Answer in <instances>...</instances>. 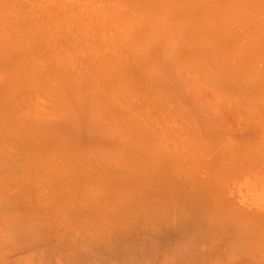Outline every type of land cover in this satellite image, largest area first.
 Listing matches in <instances>:
<instances>
[{
    "label": "rangeland",
    "instance_id": "1",
    "mask_svg": "<svg viewBox=\"0 0 264 264\" xmlns=\"http://www.w3.org/2000/svg\"><path fill=\"white\" fill-rule=\"evenodd\" d=\"M218 1L217 0H0V127L2 126L1 128L3 129L6 126L11 127L10 129H12L13 131L14 128L22 129L20 125L21 126L24 125L23 127L26 130L24 124L26 123L25 116L27 114H30L29 112L30 108L25 106L28 105L29 101H30V106H32L31 109L32 115L30 114V117L32 116L34 119L32 120L35 122L43 117L44 118L50 117L54 119L59 118L60 120H62L63 118V120H66V122L68 121L66 124L68 125L71 124L75 128L76 125L78 124H79L78 126H80L81 124L83 125V123H86L84 125H87L90 121H92L93 123L95 122L99 124L98 128H93L92 125V129H94L95 131L98 130L100 131V133L108 134L111 136L113 135L112 139L114 140L118 138H119L118 140H120L123 138L124 142H130L129 146H131L130 144L132 142V146H131L132 150H130L131 148L129 147L130 148L129 149L128 144L125 143L126 151L123 150L125 147L124 144H123L124 147L121 148V146H123L121 145L122 144L121 141L116 142L114 144L113 143L110 144L111 151L115 150L114 148L115 145L118 146V149L121 148L123 151H125L123 152L121 151V149L119 151L117 150L119 153L120 151L121 153L122 152L124 153V154L122 153V155L120 153V155L124 160H126L127 163L126 162L119 163V165L121 166L124 164V166H122L123 168L125 167V164L128 163L130 168L132 169L136 164L139 166V164L141 163L140 165H142L143 163L142 161H144V159L146 158L144 154L149 152L147 153V155L150 154L152 158L150 157L148 159V156L150 155L148 156L146 155L147 158L145 160L146 163L147 161L149 162L146 165L148 164L149 165L148 166L142 165V168L140 167L137 170L135 169L136 170L135 173L133 171V173L136 175V172L138 174L140 169H143L144 173L147 170V173L149 172L148 174H150L148 175L146 173V175H148V178L150 176L149 179L147 178V176L145 177V180L148 179L147 180L148 184L149 181L150 183L151 180L153 181V179H151L154 178L152 177V175L154 174L157 176L156 172L159 171L158 173H160L161 169L165 167L161 163V166L163 167H161V169L160 167H158L159 169L158 170L156 169L157 163H154L155 167H152V169L155 168L154 170H157L155 171L156 174L154 172L153 174L152 172H150L152 169H150L151 167L149 166H154L153 165L154 160L152 161L153 155H155L157 158V154L153 153L152 155L151 152L155 149L154 147L158 146V148L156 149H161L165 152L169 151L170 153L166 152V154L163 152L164 156L165 155L169 156L167 153L173 155L174 164L176 166L178 165L177 169L179 167L180 168L178 169V171H175L174 169L176 167L171 166V168L173 167L172 170L171 168H169L170 170H168V167H165L166 171L164 170V173L166 172L167 174H169L170 177L165 176L166 173L164 175V173H162L163 172L162 169L161 171L162 175L159 174L161 178L158 175L157 178H159V180L157 178H154V181L157 182H152V183L153 184L157 183L159 187L162 185V182H164L160 180H164L165 177L167 179L169 177L167 183H173L179 177L177 176V174H179V171H182L183 169L185 170L187 174L184 173L183 170L180 175L183 178L186 176L187 177L181 179L182 181L181 180L179 181L181 182V184H183L182 186L186 185L189 187L187 188L185 186L186 187L185 190L190 189L189 191L187 190L188 192L186 191L187 193L191 194L193 190H196V192L194 191L195 193L194 192L192 193L193 195L191 194L190 197L188 195L187 196L189 199H193L190 200V202L195 201V199H196L195 202L198 201L197 205H199V209L203 207L201 211L199 210L203 214V216L201 214L199 216L195 215L197 216V218L192 217V219L194 220V222L193 223L191 222L192 224H190L192 227L195 228L197 226L198 229L200 220L197 223L196 219H200L207 216L212 217L213 215H211V213L215 211V213L217 212L215 218L220 220L216 222H215L216 219L213 220L215 222V225L218 224L217 226L220 225L222 226V224H224L223 227H226L225 224L226 225L228 224L227 225L228 229H232V226H234L235 227L234 231L238 229V233H239L238 235H236L237 237H235V234L234 235L231 234V236L225 237L226 231L221 232L220 230L221 233L219 232V237L223 238L222 242L232 243L233 241L237 240L243 243L245 242L251 244V242H254L256 239H257L256 241L258 242V239L264 236L263 235L264 234V41L262 39L264 38V0H221V2ZM150 27L151 29L153 28L154 33L152 30H149ZM261 28L263 29L261 30ZM154 29L157 30L162 29V30H160L161 31L160 32L159 30L156 31ZM147 32L149 34L151 32V35L146 36L145 33ZM201 32L204 33L202 34ZM162 33H164L163 34L164 36L163 35L161 36ZM154 36L155 37L157 36L158 38L156 37L157 38L156 39ZM257 37H259L258 40L256 39V41H254L255 38ZM89 90L91 91V95ZM88 94L90 96H88ZM29 96L30 99L32 100L28 99ZM18 111L22 112L21 113L22 117L20 115H18V117L16 116V113L18 114ZM12 114H14V116ZM42 114L45 116H43ZM9 115H12L13 118L16 117L17 118L14 120L12 116H10L12 118V121H14L13 124L11 122V119L10 120L7 119L5 121H8L12 125L10 126V124L8 125V123H6V125L4 126L5 123H2V120L5 118L4 116L8 117ZM21 118H24L23 125L22 123H18L16 125L17 122L22 121ZM90 118L91 120H89ZM28 119L30 120V118L27 117V121ZM39 121L43 122L42 119H40ZM28 122L30 123V121ZM35 122H31V124H33L31 125V127H33L31 128L32 131L33 132L36 131L38 132V134H40V132H45V130L42 131V129L38 131L39 128L36 129L38 126L34 125ZM29 123H26V126H28ZM34 128L36 129L35 131ZM5 129L8 130L7 128ZM20 129H18L19 132H22ZM70 129L62 130L63 131L62 133L70 134L69 133ZM72 129L71 131L73 132ZM18 130L15 131L17 132ZM15 131L12 133L15 134ZM72 132L68 137L70 138L72 137L73 139L68 138L69 141L67 140L66 143H62V144L57 143L59 147H57L58 145L55 143L54 147H56L57 149L60 148V150L62 151L64 150L63 152L70 150L68 154H71L72 151L70 149V146L71 148H74L75 147L74 144H76L77 147H79L80 146L79 144H81L76 141L77 134ZM3 133L4 132H2L1 135ZM22 133L23 135L20 136L23 138V136L27 133L24 131ZM59 133L61 134V131H59ZM9 134L12 135L10 132ZM55 134L57 135V133ZM17 135L19 134H15V136L13 135L9 139L8 135L7 138H5L6 136L4 133L5 136L4 138L8 142L5 143V145H7L10 150L13 148L11 147L10 142L11 141L14 142L15 140H20V137L17 139H13L14 137H17ZM27 135L30 136V134ZM2 137L3 136H0V139H2L0 141V149H1L0 152L2 151L0 153L1 156L0 159H4V160L2 161L0 160V161L1 163L3 162L7 163L8 161L9 164L0 163V167L3 169L5 168L4 170L10 173L14 164L13 162L18 160L20 161V159L23 157H24L23 159H26L29 154L31 155V153L29 152H31L32 149L29 148V145H24L27 146L29 149H27V147L26 148L22 147L23 145L20 144L24 142L22 143L20 142V144L18 143L20 145V146L18 145L19 146L18 147L16 146L17 143L15 142V145L12 146H16V149L13 148V150L10 151L7 148V146L4 145L3 142L5 141H3L4 138ZM21 141L24 140L21 139ZM69 142L71 144L73 143V145H71ZM118 143L120 146L117 145ZM63 144L64 146H62ZM45 146L43 148L39 146L40 151L39 149H37L38 148L37 147L36 153L33 151L34 149L32 150V153H34V155L32 154L33 157L30 156L29 158L32 157L34 160L31 159V161L33 160L32 163L28 161L30 163L29 165L27 162L25 164H22L24 162L23 159L21 161L22 163L16 162L20 165L27 164L26 166L28 167L30 166L31 169H29L26 166H20L19 168L14 167L13 169H18L19 172L13 170L12 172L13 175L12 173L9 174L8 175L9 178L6 176V174L8 173L3 169L2 170L0 169V176H2L0 177V179L5 178V180H7V181L0 180V182L2 181L0 183V190L1 189L3 190L1 191L2 193H0L2 194V196H0V200L2 199L1 201L2 202L4 201V203L0 202V205L1 204L3 206L9 205L12 207L15 205L19 207L22 206L20 204H24L30 201L29 202L30 204L26 203V205H23L24 208H26L27 206L28 209V206L32 205L34 199L35 201L37 198L40 199L38 195L41 194L40 202L43 201L42 203L44 205L42 203L39 204L40 202L37 200L38 202L34 201L35 203H33V206L37 207L36 206L37 204L41 205L40 208L37 207L38 211L40 212L42 210H45L46 212L49 213L51 211L53 212V213L51 212L50 214L49 213L43 214L44 212L42 211L41 213V215L43 214V218H45L46 224L49 221L48 227H50L49 228L50 232L56 233V231L58 230L57 232L60 233L63 232V234L66 232V234L64 235H70L76 231L75 228L77 229V231H79L78 229L81 227L80 230H82L83 226H86L84 227L85 229H89L91 226L92 227L96 225L99 226L100 224H97L99 221L101 222L102 220L105 221L107 217L108 219L114 218V216L112 215L117 214V211L115 210H118L119 209L118 207L121 208L123 207L121 204H118L117 200H120L121 203L125 201L124 202L125 204L123 203L125 206L132 204L133 202V205H135L136 207V203H139V205H137V207L135 208L136 210L138 209L137 210L138 212L147 209L143 205L146 204L148 205L149 203L151 204L152 201L154 200L156 202L154 201L153 203L154 204L157 203L156 204L157 206H159L160 203H162V205L163 203L164 204L166 203L163 206L166 205L168 206L171 204L174 205L175 202L176 203L178 202L177 205L175 203L174 209L171 208V210L177 211L179 208V211L181 210L180 211L181 213L182 211L186 213L185 209H183L184 207L181 208L178 206V205L180 206L182 205L179 204L180 202L183 203L185 201L178 200L179 198L177 197V195L176 197L173 195L176 194V192L175 193L173 192L176 187L175 185H177V182H179L178 180L175 181L176 184L175 183L174 185L172 184L175 187H173L172 185L169 186L170 189H174L173 191L168 189V184L166 182L165 184L167 188L166 186L165 187L161 186L160 188H158L159 192L163 191L162 192L163 194L161 193L162 196L159 195L160 193L156 192L157 185L154 184V186H150L151 184H149L150 187L145 186V188H149L147 191L151 190L150 192H152L153 194L152 196H155L156 198L155 199L153 198L152 201H149L151 200V198H146V199L142 198L140 195V189H139L140 186L138 184L139 181L138 179L140 178L139 176L137 177L136 175L137 177L136 179L137 182H136V180L131 181L133 180L132 173L129 174V176H127L130 171L127 170L128 171L127 173V171L125 170L126 167L124 169L120 168L123 169L122 171L119 169V167L121 166H117L118 168L114 166L115 171H113V168L111 166L114 165L112 164V161L114 159L111 160L110 158H112L113 156H114L113 158H116L115 155H113V153L114 152L115 154L118 153L116 150L113 153H111L112 156L110 158L108 157L111 160L110 163L108 161L109 159L107 160V158H105L106 153L107 155L108 153L110 155V149L108 147L109 145L106 147V149H108L107 151L105 148H103L101 149L100 152H98L100 149H98L97 151L96 150L93 151V149L91 150L90 148H88V146L81 145L80 148L84 146L85 149L87 150V151L85 150L86 152L84 151L86 155H83V153L81 154L83 155V157L86 158L90 157L87 154L89 153L90 155L89 151H91V157H92V153L95 154L96 152V154L93 155L92 158H96L94 156H98V157L103 156V154L105 153L104 157H100L101 159L98 158L94 159V163L92 162L93 159L91 161L89 160L91 164H94L92 165V168L90 167L91 168L90 171L88 170L90 168L89 167L87 168V164H86L88 162V166L91 165L88 161V158L87 160H84L86 159L84 158L83 160L85 161V163L82 162V164L83 165L85 164L86 167L85 166L83 167H85V169L87 168L86 170L88 172L91 171L93 172L94 167L98 168V166H101L100 164L103 163L101 166L102 171L100 170V168L96 169L98 171H101L99 172V175L101 173L104 174L103 171L106 170V169L105 170L102 169V167L110 166L109 169L105 171V173L107 172L106 176L109 175V177L106 176L104 177H106L107 179L109 178L111 179L110 181L114 183L113 188L114 186L116 187L117 185V188L114 190L115 193L116 190L118 191L116 193L117 195L115 193H112L113 196L112 198H110L111 197L110 192L113 189L112 187H108V186H112V183L108 181V183H110L111 185L106 184L107 180L106 178L103 177V174H101L100 178L101 179L104 178V181L106 180L105 185L102 184V182L101 183L99 182L100 184H102L101 185L102 188L100 186V188L103 189L101 190L102 192H100L99 189H98L99 191L96 189L98 192L94 190V188H98V186L100 185L98 182H96L99 185L96 187L92 186V185L95 186V182L91 181V179L94 178L93 175L95 171L89 174L91 178L90 179L87 171L83 169L82 164L78 162L77 159L75 158V157L78 158V156H80L82 160V156L80 155V153L84 150V147L82 148L81 151H79L78 148L76 147L77 149L74 148V153L70 155V156L73 155L72 157L75 158L73 160H75L76 162L75 163L72 162L71 161L72 159L71 160L69 159L68 162L71 161L70 162L71 164L74 163L72 164L73 166L77 164L75 168L80 174L81 173L83 174V172H85V174L87 173L88 179H90L91 181L90 183H94V184L86 183L87 187L91 185L90 189L94 190L93 191L94 194L92 193L93 196L94 195L95 196L98 195V196L97 198L95 196L94 197L92 196L93 199L92 197L90 198L89 195L91 194L90 193L88 194V192L89 191L91 192V190L86 186H84L86 185L84 184V182H86L87 177L83 178L84 181H82L83 179L81 178L80 180L79 176H84V174L83 175L79 174V176L76 174V179L78 177L79 180L82 181V184L79 183L78 185L79 189L80 187H82L80 189L81 191L82 190L87 191L89 189L87 193H85L86 191L85 192L82 191L88 195L89 199H87L86 197L87 195L79 192L80 195L79 194L77 195L79 196V198L77 197V200L79 201L80 199L81 201L84 198L86 200H84V202L79 203L78 201H75V199H72L74 201L73 202L74 206L73 205L71 206V202H72L71 198H73L74 196L76 197V191L73 193L71 192L73 197L72 196L68 197L70 198V201L66 197L69 193L67 194L66 192L72 190L74 191L76 187L78 188V186L76 187L67 186V185L71 186L70 184L73 185L74 182V181L70 182L71 179L69 178L68 180V175H67V173L70 172L72 166L70 167V164H68V162H66L67 164L65 163L67 159L64 162L61 161L63 160L62 159V156L64 155L63 152L61 153V155L63 154L62 156L59 154L61 156L60 158L61 160L59 159L60 156H58L57 153L56 154L51 153V155L54 154L53 156L56 155L54 159L57 160L58 157V159L61 161L59 162V160L58 161L54 160L55 162H57L56 164L59 163L58 169L56 165L57 171L60 170L61 173L63 171L67 172V170L59 169V166L60 168L62 167V169H64L63 167L66 165L67 167H65V169L69 168L66 174L62 173L61 175V177L63 176V174L67 175V178L65 175L64 176L69 182V184L66 182L65 178H63V180L65 181H63L64 183L62 185V182L60 180L61 173L55 172L59 174L58 177H60V179L55 175L54 172H53L54 174L52 173L53 171L52 168L55 169V165H54L55 163H52L54 161H52L53 159L52 158L50 159V157L53 156H51L50 154L48 156V152L50 153L51 149H53L52 152H54L55 149L53 145L52 148L51 145H49L50 149H48L49 151L46 150L47 153L46 157H48V160L50 159L51 161L48 164L50 166L54 165L49 171H51L53 177L55 176L54 178H56L55 179L56 181L58 178V181L61 182L56 185L58 181L56 182L52 176H51L52 178L50 177V172L47 171V173H44V171L48 168L43 162L45 160L44 157L45 155L41 154L43 155L44 160L41 159V157L40 160L37 159L38 158L37 156L35 158V155L37 154L40 156L38 152H42V150L46 149ZM65 146L69 147L68 150L66 147V151L64 149ZM134 146H136L137 149L140 147V149L145 148L146 150H140L141 151L140 152L137 149H135ZM5 147L7 149H5ZM23 148H24V154H23ZM75 149L79 152L78 156L75 155V153H77ZM133 150L135 151L137 150V152L135 153L133 152ZM6 151H8L9 153H6ZM15 151L16 152L19 151L18 153L20 155ZM20 151L22 152L20 153ZM143 151L146 152L144 153ZM155 151L157 153V150H154V152ZM25 152H28L26 153L27 154L26 158H25L26 156ZM131 152L133 154H138V152H140V154H138V157L137 155L136 156L134 155L135 158H133L134 156H131L132 160L128 159L129 161H131L129 162L125 158H129V156L132 155ZM5 153L8 154L6 155L7 158L4 155ZM15 153L17 154L16 157L18 159L15 157L14 155ZM161 153H159V155ZM21 154H23L22 157H19L21 156ZM125 154H128V156L126 155L127 157H125ZM9 155H12V157H10ZM120 155L118 154L117 158L121 159L122 161ZM141 155L142 156L144 155L143 157H145V158L143 157L140 158L143 159L142 161L139 159ZM63 157L65 158V156ZM136 157L137 159H139L138 163L134 162L137 160H133L136 159ZM158 157H160L157 158L159 160L163 158V156L162 157L158 156ZM29 158L26 160H30ZM117 158L115 160H118ZM14 159L17 160L13 161ZM35 160H37V162L38 161L41 162L37 164L36 162L34 163ZM97 160H100L98 161L99 162L98 166L96 165ZM104 160H106L111 165L104 163ZM115 160L113 163H116V165H118L117 164L118 162H115ZM151 161H152V165H150ZM33 163L35 164V166L33 165ZM60 163H62L63 166H61L62 164ZM79 163L81 166L78 165ZM131 163L133 164L130 165ZM170 163H172V160ZM36 164L40 166V168H38ZM9 165H11V167L7 168V166ZM32 165L35 167V169L36 168L38 170L40 169L39 170L40 174H42L43 171V174L40 175L41 179L39 177L38 171H36L37 169L35 170L36 172L31 171L33 172V174L38 175V176L36 175L38 177L37 180H36L37 177H35L34 179L33 174L29 173L30 175L28 177V172L33 169ZM41 165L43 166V168ZM44 165L47 168L46 167L44 168ZM165 165L167 166V163H165ZM158 166H160L159 163ZM22 167L25 169L27 168L28 172L25 173L24 170L23 173ZM80 167H82L83 172L79 171L81 170ZM8 169L10 171H8ZM73 171L74 170H72V172ZM117 171H119V173H117ZM121 171L123 172L122 174H120ZM170 171H171V175H170ZM173 171L175 173L177 172L176 175L172 173ZM2 172L4 174L6 173L5 177ZM70 173L69 175H71ZM45 174L48 176L43 177ZM195 174L196 176H200L202 182L200 181L199 183L200 178L199 180H197L198 177L196 178V176H194ZM14 175H17V177H15ZM22 175H26L25 177H28L27 179L29 181ZM31 175L33 176L31 177ZM119 175H122V177L120 176L119 178H117ZM94 176H96V174ZM188 176L190 179L188 178ZM214 176L217 177L215 178ZM48 177H50V181H51L50 184H48L47 182L48 180L47 181L45 180V178L48 179ZM128 177L130 178V180ZM22 178L27 180V182L21 181L24 180ZM29 178H31V180ZM71 178L73 180V176ZM121 178L122 179L125 178L124 180L125 183H126V178L128 179L127 182L129 181L135 183V184L132 183L133 185L129 182L127 183L130 184V186L127 185L129 188L127 190H129V192L126 190L128 192L127 193L128 196H126L127 194L125 191H124L125 195L123 196L121 195L124 193L122 192V190L123 189L125 190V188H127V186H124V183H122L123 180H121ZM8 179H11L12 182H9L11 180ZM16 179L18 181H16ZM32 179H34L33 180L34 182L32 181ZM52 179L55 181V183L54 181L52 183ZM96 179H94V181ZM170 179L171 180L174 179V181H171ZM193 179H195L196 181ZM40 180L43 181L42 184H41L42 181L38 182ZM99 181H103V180H99ZM119 181L123 184V186L121 185V183H119ZM158 181L161 185H159ZM208 181L209 183L212 181L213 184L210 183L211 185L207 186L209 184L207 183ZM45 182L47 183L45 188L47 187L46 190H48L49 192L46 191L45 188H43V191L48 193L46 194L40 193L42 192L41 189L42 187H44L43 184H45ZM76 183L77 180L74 183V185H77ZM136 183L138 185H136ZM202 183H204L203 186ZM4 184L9 187L4 186ZM9 184L10 185L19 184V186L10 187ZM38 184L42 186L40 187L38 186ZM51 184H55L56 187H54L55 185H51ZM118 184H120V186ZM49 185H51V187ZM60 185L63 186L64 188L60 189L61 188ZM131 185L134 187L136 185V189L137 188L138 189L136 190ZM213 185L216 187H214ZM24 186H27L26 189ZM57 186L60 187L59 193L55 192L56 194L55 195L53 192L54 196L51 193L50 199L52 196L54 198L58 194L56 198L58 202H60V200L61 202L65 201L63 205L65 206L66 203V206L67 205L69 206V207L65 206L66 210L68 211H65L64 207L62 206L63 207V211H61L63 212L62 216L65 212L66 214H68V215L64 214V218L66 216L65 221L66 219H68V217L71 219L69 220V223H67L68 220L67 222H65L66 227H63L64 229H61V231L63 230L62 232L59 229L62 228L61 224H64L63 222L64 220L62 219L63 217L61 215L59 217V214L61 212L57 213L59 211L57 205L60 204L59 208L62 209L61 202L57 203V201L55 202L52 200L53 203L50 204V202L52 201L50 199H47L49 198L48 194L50 193L51 189L52 191L53 188H56L54 189V191L58 190ZM83 186L84 188L86 187L87 189H83ZM155 186L156 188H153ZM22 187H24V189L27 190L24 191V193L27 192V195L25 194L21 196V194H23V191H19V190H22L23 189ZM39 187H40L39 190L40 192H37V188ZM48 187L51 189L49 190ZM118 187H120L121 189ZM201 187L205 189L203 190ZM4 188L9 191L11 190V192L4 191ZM65 188L66 189L70 188V189L69 191L67 190L66 192H64L66 190ZM104 188L106 189L111 188L112 190L109 189V192L107 191L108 193L107 195L105 191L106 189ZM132 188L134 189L132 190ZM130 189L134 192V195L131 192L133 197L136 194L135 197L137 200L136 199L135 200L138 202H135L134 199H130L132 197L130 194ZM165 189H167L166 192L164 191ZM183 189L184 188H182L181 190ZM28 190L30 191V193ZM60 190L61 191L63 190L62 192L64 193H62ZM211 190L214 193V195L217 194L215 195L216 196L215 198L214 196H209ZM215 190L217 191V193ZM14 191H16L15 193L18 196H16V194L11 196L10 193H13ZM103 191L105 192L104 193L105 198L103 196L102 199L101 195L103 194ZM203 191L204 193L201 194L200 192ZM119 192L122 193L118 194ZM150 192H148L146 195L144 194V196L147 195H148L147 197L151 196ZM164 192L165 193L171 192L173 194L170 196L171 193L169 194L167 193V195L165 194L166 195L165 196ZM183 192L180 193L181 194L180 199L182 198L181 196L184 197V195L187 194V193L184 194ZM7 193L9 197L8 196L6 197ZM35 193H37L36 194L37 198H35ZM61 193L62 195L66 194L64 195L65 198L62 196L59 198V195H61ZM44 195L46 196L47 201L49 200L48 203H46V200L44 199L45 197H43ZM81 195L83 196V198L81 197ZM99 195L101 196V198H99L100 197ZM115 195L120 199H117ZM163 195L165 197H163ZM19 196L25 199L21 200L22 198ZM204 196H206L207 198ZM161 197H163L165 202ZM169 197H174V199L172 198V200L173 201L175 200V202H173ZM197 197L198 198L202 197V199L199 198L200 201L202 202L197 200ZM13 198H15V200H12ZM26 198L28 199V201ZM66 198L68 201L66 200ZM94 198H96L97 200ZM126 198L127 200L130 199L129 201L131 203L127 201ZM157 198L162 199L161 200L162 202L160 201L159 203L158 202L159 200ZM91 199L94 201V203L93 201L92 203L90 201L91 207L90 206L88 207V205L90 204L88 202ZM147 199L149 203L148 201H146ZM9 200L11 202H9ZM87 200L88 202L86 203ZM166 200H168L169 203ZM204 200L206 201L208 200V201L206 202ZM113 201H115L114 203L116 204V207ZM210 201H212L213 204H215L213 205L211 203L213 205L212 206L213 209L214 208L216 209L217 207L216 210L214 209V211H212L213 209L212 208L210 209L211 207ZM6 202L9 204H7ZM101 202H105L106 204L110 202L111 203L109 204L110 206L108 205V207L105 204L106 205L105 207L104 204ZM153 203L151 206H155ZM187 203H185V208L189 207L191 204L193 205L191 206L192 208L190 207L191 209L187 208V210L190 209L188 210L189 213L193 212V209L195 211L197 210L198 207H196L195 203H194L195 205L193 204V202H191L190 204L188 201ZM205 203L206 205L204 206L203 204ZM99 204H101V207L99 206ZM207 204H209L210 206ZM48 205L49 207L52 205L54 206L50 207L49 209ZM83 205L86 208L89 209L92 208V209L86 210ZM162 205L160 204V208L162 207ZM173 205L171 206L173 207ZM111 206L113 208L115 207L114 210L112 208V212L114 214H112L111 210H110V214L109 212H107V210L109 211ZM141 206L143 207L141 208ZM194 206L196 208H194ZM75 207L76 209L78 208L77 210H80L79 212L81 213V215L78 214L79 213L78 211L77 213L76 212L74 213L73 211L71 213H67L70 212L69 210H74ZM24 208H22L21 210H23ZM81 208H83V210ZM93 208L96 209L95 210L96 216L94 215L95 211ZM160 208L159 210H156L158 214L161 213L162 210L164 211V212L162 211L163 213L166 212L165 208L167 207H162L163 209ZM48 209L50 211H48ZM101 209L103 210V212ZM135 209L133 211L131 210H126V211L137 212ZM148 209L151 211L150 207H148ZM203 209L205 211L211 210V213L207 212V215H205ZM171 210L170 211L168 210L167 212L173 213ZM10 211L11 210H6L5 212H10ZM120 211L121 210L119 209L118 213ZM218 211L220 212V214ZM84 212L87 213V215H85ZM101 212L102 214L107 212V214L105 215L103 214L104 215L103 216L102 214L100 215ZM147 212L149 211L147 210ZM55 213L57 218L54 216ZM97 213L99 214V216H97ZM182 215L186 217L185 214ZM218 215L220 218L218 217ZM222 215H224L223 218ZM49 216L52 222L50 221ZM75 216H77L78 218ZM101 216L103 217L106 216V218L101 220ZM96 217H100V218L96 219ZM55 218L56 219L60 218L59 222H57ZM79 219H81L80 222H83V224L79 222ZM83 219L85 221L88 219L89 221L86 222H88L90 225V221H91L92 225L89 226L88 223H86ZM222 220L223 222L226 223L221 224L220 222H222ZM75 221L77 222L76 224ZM84 222L86 223L85 225ZM58 224L61 227H58ZM73 224L76 225L77 227L74 226ZM193 224L196 225L193 226ZM204 224L207 225V222H205ZM230 226L231 228H229ZM53 228H55L56 231H52L54 230ZM71 228L74 229L75 231L72 230ZM200 228L204 229L203 226ZM70 230H72L73 232ZM246 238L248 239L247 241ZM252 238L255 240H253ZM261 241H263V239ZM254 243L256 244V242Z\"/></svg>",
    "mask_w": 264,
    "mask_h": 264
},
{
    "label": "bare ground",
    "instance_id": "2",
    "mask_svg": "<svg viewBox=\"0 0 264 264\" xmlns=\"http://www.w3.org/2000/svg\"><path fill=\"white\" fill-rule=\"evenodd\" d=\"M218 1V0H217ZM218 2H221V0H219ZM222 3H223V1H222ZM263 28H261V30H262ZM149 30H152L153 31V28L151 29V27H150V29ZM149 30H148V32H149ZM154 30H156V31H158L157 29H154ZM160 30H162V29H160ZM159 30V31H160ZM164 30V29H163ZM147 32V33H148ZM161 32V31H160ZM165 32V31H164ZM145 33V35L147 36V35H151V32H150V34L148 33ZM153 33H154V31H153ZM202 33V32H201ZM204 33V32H203ZM202 33V34H203ZM207 33V32H206ZM164 33H162L161 34V36L163 35ZM159 35V34H158ZM157 35V36H158ZM255 35V34H254ZM156 36V37H157ZM160 36V37H161ZM164 36V35H163ZM155 37V36H154ZM155 37V38H156ZM159 37V36H158ZM157 37V38H158ZM154 38V39H155ZM156 38V39H157ZM162 38V37H161ZM258 38L259 37H257V38H255V40L254 41H256V39L258 40ZM263 39V41H264V38H262ZM262 39H260V40H262ZM255 44V43H254ZM109 52V51H108ZM90 91V90H89ZM90 95H91V91H90ZM89 94H88V96H90ZM87 96V97H88ZM87 97H85V98H87ZM28 99L29 100H32V99H30V96L28 97ZM28 100V101H29ZM33 102V101H32ZM32 104V103H31ZM33 105V104H32ZM25 107H28V108H30L29 109V112H30V114L32 115V112H31V109H32V106H30V101H29V103H28V105H26ZM22 112H19L18 111V114L16 113V116L18 117V115H20L21 117H22V114H21ZM27 114V113H26ZM30 114H27L26 116H25V118H26V123H29L28 121H30V126H29V124H28V126H26V123H24L25 124V127H26V130L24 129V125H23V120H24V118H21L22 119V121L21 122H17L16 123V125L18 124V123H22V125L23 126H21L20 124V127H22V129H20V128H18V129H20L22 132L24 131V132H26L27 134H30V136L29 135H27V134H25L24 136H23V138L20 136V135H23V133L22 132H19V130L18 129H16V128H14L13 129V131H12V129H10L11 127H5V128H7L8 130H6L5 128L3 129V128H1L0 129V136H3L2 138H4L5 136V138H7V135H8V137H9V139H10V137H12L13 135L15 136V134H19V135H17V137H14L13 139H17V138H19L20 137V140H15L14 142L13 141H11L10 143H11V147H13V148H15L16 149V146H18L19 144H20V142L22 143V142H24V143H22V144H20V145H23L22 147H24V148H26L27 146H24V145H29V148L30 149H34L33 151L36 153L37 151V149H39V151H40V148H39V146L41 147V148H43L45 145V147H46V149H44V150H42V152H38L39 154H40V156L37 154V155H35V158H36V156L38 157L37 159H39L40 160V157H41V159H43L44 160V157H45V160L43 161L44 162V164L49 168H47L45 165H44V168L46 167L47 169L45 170V169H43V170H45L44 171V173H47V171H49V170H51V168L55 165V169L54 168H52V173L54 172H59V173H61V171L59 170V171H57L56 170V165H57V169H58V164H56L57 162H55V161H58L60 158H61V156L63 155H61V153L64 151H62V150H60V148H56V147H54L55 146V143L57 144H62V143H66L67 142V140L69 141V139L68 138H70V137H68V136H70V134H71V129L73 130V132L74 133H76L77 134V139H76V141L77 142H79V143H81V144H79L78 146L79 147H77L76 146V144H74V148H78V150L79 151H81L82 150V148L84 147H82V148H80L81 147V145H85V146H88V148H90L91 150L93 149V151H97L98 149H100L98 152H100L101 151V149H103V148H105L106 149V147L108 146L109 147V149H110V144H114V143H116V142H119V141H121V145H125V143L126 144H128V148L130 149V150H132V142H131V146H129V143L130 142H124L123 140V138L122 139H120V140H118V139H112V137H113V135L111 136V135H108V134H104V133H100V131H95L94 129H92V125H93V128H98L99 127V124H97V123H93L92 121H90L87 125H84V124H86V123H83V125L81 124L80 126H78V125H76V128L73 126V125H71V124H66L67 122H66V120H63V118H62V120H60L59 118H50V117H48V116H46V117H48V118H40V119H42V121L43 122H41V121H39L40 119H38L36 122L35 121H33L34 119H33V117L31 116L30 117ZM13 116H14V114H12ZM12 115H9L8 117L7 116H4L5 118L2 120V117H1V120H2V123H5L4 124V126L6 125V123H8V125L10 124L8 121H5V120H10L11 119V122H12V124H13V122L14 121H12V118H13V116ZM43 115V114H42ZM10 116H12V118L10 117ZM43 116H45V115H43ZM10 117V118H9ZM16 117V118H17ZM27 117L28 118H30V120L28 119V121H27ZM16 118H13L14 120L16 119ZM20 119V118H19ZM33 119V120H32ZM89 120H91V118L89 119ZM5 121V122H4ZM31 122H35V124L34 125H37L36 127V129H38V131L39 130H41L42 129V131L43 130H45V132H40V134H38V132H36L35 130V128H34V131L35 132H33L32 131V129L31 128H33V127H31V125H33V124H31ZM12 124H10V126L12 125ZM15 125V124H14ZM13 125V126H14ZM71 126H72V128H71ZM15 127V126H14ZM68 127V128H67ZM71 129H70V128ZM28 128H30V129H28ZM4 131H3V130ZM66 129H70L69 130V133L70 134H63L62 132V130H66ZM1 130H2V132H4L5 133V136H4V133L1 135ZM11 130V131H10ZM15 130H18L17 132L15 131ZM15 131V134L14 133H12V132H14ZM59 131H61V134L59 133ZM9 132L12 134V135H10L9 134ZM68 132V131H67ZM72 132V133H73ZM8 133V134H7ZM37 133V134H36ZM55 133H57V135L55 134ZM65 133H66V131H65ZM73 135V134H72ZM74 136V135H73ZM4 138V140L3 141H5V142H3L4 143V145H5V143H8L7 142V140ZM72 138V137H71ZM70 138V139H71ZM115 138H116V136H115ZM21 139L22 140H24V141H21ZM73 139V138H72ZM75 139V138H74ZM127 139H129V138H127ZM2 139H0V141H1ZM9 141V140H8ZM76 141H75V143H76ZM124 143H123V142ZM129 141V140H128ZM13 142V143H12ZM15 142L17 143V145L16 146H12V145H15ZM71 142H72V140H71ZM2 143V144H3ZM19 143V144H18ZM70 143V142H69ZM1 144V145H2ZM57 144V145H58ZM71 144V143H70ZM19 145V146H20ZM49 145H51V148H52V145H53V147H54V152H52L53 151V149H51V152L49 153L48 152V156H49V154L51 155V153H57L58 154V156H60L59 157V159H58V157H57V160L56 159H54V157L56 156H53V155H51V156H53V157H50V159L52 158L53 160L52 161H54V162H52V163H55L54 165H52V166H50L48 163H50L51 161H50V159L48 160V157H46V155H47V153H46V150L47 151H49L48 149H50L49 147ZM66 145V144H65ZM71 145H73V143L71 144ZM117 145H119V143L117 144ZM124 145L123 146H121V148L122 147H124ZM133 145H135V144H133ZM5 146H7V145H5ZM18 146V147H19ZM62 146H64V144L62 145ZM67 146H68V143H67ZM67 146H65L64 147V149H65V151H66V147ZM70 146V145H69ZM120 146V145H119ZM145 146V145H144ZM33 147V148H32ZM38 147V148H37ZM48 147V148H47ZM57 147H59V145L57 146ZM116 147H117V149H116ZM135 147V149H137V147L136 146H134ZM7 148L9 149V147L7 146ZM6 147H5V149H7ZM13 148L11 149V150H13ZM24 148H23V154H24ZM28 147H27V149H29ZM37 148V149H36ZM74 148H71V146H70V149H71V154H73L74 153ZM76 148V149H77ZM80 148V149H79ZM87 148V149H88ZM114 148H115V150L117 151H119L120 149H118V146H114ZM155 149L154 150H157V153H156V151L154 152V150L151 152V154L153 155V153L154 154H157V158H160V157H158V156H163V158H161L160 160L159 159H157L156 158V156L155 155H153V159H152V161L154 160V162H153V165L154 166H149V167H151L150 169H152V167H155V164L154 163H157L156 165H157V168L156 169H158V167H160V169H161V167H163V166H161V163H162V165H164L165 167H168V170H170L169 168H171V166H173V167H176L174 170L175 171H178V169L180 168H178L177 169V166L174 164V158H173V155H170L169 153V151H166V152H169V153H167L169 156H164V153L166 154V152L165 151H163V150H161V149H156V148H158V146H156V147H154ZM20 149H21V147H20ZM69 149V147H67V150ZM73 149V150H72ZM75 149V150H76ZM112 149H113V146H112ZM126 149V145H125V147H124V149L123 150H125ZM1 150V149H0ZM10 150V149H9ZM10 150V151H11ZM32 150H31V152H29V153H31V155L29 154L28 155V157H27V154L26 153H28V152H25V158L26 159H28L30 156H32V154L34 155V153H32ZM58 150V151H57ZM86 149H85V147H84V150L80 153V155L83 153V155H86V151H85ZM89 150V149H88ZM108 149H106V151H107ZM114 150V151H115ZM122 149H121V151H123ZM138 151H140V150H146L145 148L143 149H140V147L137 149ZM137 150L135 151V150H133V152H137ZM26 151V150H25ZM29 151V150H28ZM56 151V152H55ZM60 151V152H59ZM69 151L70 150H68V151H66V152H63L64 153V155L63 156H65V158L62 156V159L63 160H61L62 162H64L66 159V161H65V163L66 162H68V160L70 159H72L71 161L72 162H76L75 160H73V159H77V161L78 162H80L81 164H82V162H84L85 163V161L84 160H87V158H88V161L90 160H92V162L94 163V159H96V158H98V159H101L100 157H104L105 155V158H107V160L112 156V154L111 153H113L114 151H111V149H110V155H109V153H108V155H107V153L104 155L103 154V156H100V157H98V156H94V157H96V158H92L93 157V155H95L96 154V152H95V154H93L92 153V157H91V151H89L90 152V155H89V153H87L88 154V156H90V157H83V155H81L82 156V160H81V157L80 156H78L79 154V152L77 151V153H75V155L76 156H78V158L77 157H75V158H73L72 156H70L71 154H68L69 153ZM75 151V152H76ZM85 151V152H84ZM92 151V152H93ZM105 151V152H106ZM117 151V153L120 155V153H121V151H120V153ZM126 151V150H125ZM125 151H123V152H125ZM128 151V150H127ZM148 151V150H147ZM158 151H160V152H158ZM2 152V151H1ZM0 152V153H1ZM16 152V151H15ZM19 152V151H18ZM18 152H16V153H18ZM22 151H20V153H21ZM97 152V153H98ZM103 152H104V150H103ZM109 152V151H108ZM122 152V153H123ZM141 152V151H140ZM140 152H138V154H140ZM144 152V151H143ZM146 152V151H145ZM144 152V153H145ZM162 152V153H161ZM164 152V153H163ZM4 153V152H3ZM2 153V154H3ZM6 153H9L8 151H6ZM4 154L5 156L6 155H8V154ZM11 153V152H10ZM14 154L15 155V157H16V155L17 154ZM44 153H46V154H44ZM66 153V154H65ZM122 153H121V155H122ZM132 153V152H131ZM143 153V154H144ZM147 153H149V152H147ZM147 153H145L144 155H145V157L147 158V156L148 155H150V154H148L147 155ZM159 153H161L160 155H159ZM172 153V152H171ZM12 154V153H11ZM19 154V153H18ZM23 154H21V156H19V157H22V155ZM41 154H43V155H45L44 157H43V155H41ZM60 154V155H59ZM68 154V155H67ZM118 154H115V152L113 153V155H115V157L117 158V156H118ZM124 154V153H123ZM138 154H133L132 153V155H130L129 156V158H125V159H127V161H129L130 159H131V156H136L137 155V157H138ZM163 154V155H162ZM3 155V156H4ZM98 155V154H97ZM121 155H120V157H121ZM128 156V154H125V157H127ZM143 155V156H144ZM147 155V156H146ZM4 156V157H5ZM10 157H12V155H9ZM67 156V157H66ZM135 156L133 157V158H135ZM142 155L139 157V159L140 158H142L143 157ZM1 157V156H0ZM33 157V156H32ZM29 158L30 160H26V159H23V158H21L20 159V161L18 160V161H15V160H17V159H14L13 161H15V162H13L14 164H13V167H12V170H11V172L10 173H8L6 170H4L3 168H1L0 167V169L2 170H4V171H6L8 174H6V176L8 177V175L9 174H11L12 172H13V170H15V171H18V169H13L14 167H16V168H19L20 166H26V165H20V164H18V163H20L21 161H22V159H23V163L22 164H25L26 162L28 163V165L30 164V163H32V161L34 160L33 158ZM68 157H70V158H68ZM72 157V158H71ZM109 157V158H108ZM114 157V156H113ZM110 158L111 160H115L116 158ZM123 157H124V155H123ZM137 157H136V159H133V160H137V161H134L135 163L137 162L138 163V160L139 159H137ZM145 157H143V158H145ZM151 157V155L150 156H148V159ZM169 157V158H168ZM170 157H172V158H170ZM6 158H7V156H6ZM9 158V157H8ZM14 158V157H13ZM46 158H47V160L49 161H47L46 160ZM84 158H86V159H84ZM89 158H91V159H89ZM122 158V157H121ZM146 158L144 159V161L146 160ZM152 158V157H151ZM154 158H156V159H154ZM12 159V158H11ZM31 159H33L32 161H31ZM84 159V160H83ZM108 160L110 163H111V160ZM118 159V158H117ZM129 159V160H128ZM172 160V163H170L171 162V160ZM1 161L2 160H4V159H0ZM9 160V159H8ZM59 160V162H61ZM80 160V161H79ZM102 160H103V158H102ZM114 160L112 161V164H114L113 166H111L112 168H113V171H115L114 169H115V167H117V166H121V165H119V163L120 162H126V160H124L123 158H122V161H121V159H118V160H120V161H118V160H115V162H118L117 164L118 165H116V163H113L114 162ZM124 160V161H123ZM132 160V159H131ZM141 161L143 160V159H140ZM1 161H0V163H1ZM11 161V160H10ZM30 163H29V162ZM70 161V162H71ZM89 161V163L91 164V162ZM98 161H100V160H97V166H98V164H99V162ZM106 160H104V163H107V164H110V163H108L107 161L105 162ZM140 161V162H141ZM144 161H142L143 163H142V165L144 166H148V165H146L147 163H149L148 161H147V163H146V161L144 162ZM152 161H151V163H150V165H152ZM6 162V161H5ZM16 162H18V163H16ZM39 163V162H41V161H38L37 162V160H35L34 161V163ZM42 162V163H43ZM70 162H68V164H70V167H71V169H70V172H72V170H74L72 173H70L72 176H73V180H72V176L71 175H69V173H67L68 172V170H69V168L68 169H65V167H67L65 164V166L63 167L64 169H62V167L60 168V166H59V169H61V170H67V172H65V171H63L62 173H67V175H68V180H69V178L71 179V181L70 182H73V185L72 184H70L71 186H69V185H67L68 187H76V186H78L79 185V183H81L82 184V181H84V179L83 178H86L87 180H86V182H84V184H86V183H88V184H94V183H90L91 181L92 182H95V186L94 185H92L93 187H96V186H98L101 182H102V184H104L105 185V181L107 180V182H106V184H109V185H111L110 183H108V181H110L111 179L109 178V179H107L106 177H109V175H107L106 176V173H105V171L106 170H108L109 169V167H102V169H106L105 171H103L104 172V174L103 173H101V174H103V177L104 176H106V177H104V178H106V180L104 181V178L103 179H101L100 178V176H101V174L99 175V172H101L102 170H101V166H102V164H100L101 166H98V168H100V170L101 171H98V170H96V169H98L97 167H94L93 168V172H94V175L96 174V176H97V179H96V176H94L93 174V179H91L90 178V175L89 174H91V173H93L92 171L91 172H88L86 169L89 167H91L92 168V165H94V164H91L90 166H88V162L86 163L87 164V168L85 169V164L83 165L82 164V167L83 166H85V167H83V169H85L86 171H87V173H88V175H89V178L91 179V181H90V179H88V175H87V173L85 174V172H83L82 170V167H80L81 168V170H79V171H81V172H83V174H84V176H79V172L76 170V166H77V164L75 165V166H73L72 164H74V163H70ZM102 162V161H101ZM129 162H131V161H129ZM139 162V163H140ZM167 163V166L165 165V163ZM7 163L9 164V162L7 161ZM7 163H1V164H7ZM33 163V165L35 166V164ZM51 163V164H52ZM80 163L78 164V165H80ZM127 163V162H126ZM134 163V164H135ZM158 163L160 164V166H158ZM164 163V164H163ZM19 166H18V165ZM36 164V166H38ZM49 166H48V165ZM60 164H62V163H60ZM67 164V163H66ZM106 164V165H107ZM122 164V163H121ZM133 163H131L130 165H132ZM141 164V163H140ZM139 164V166L136 164L135 166H136V168H135V166H134V168L132 169V168H130V166H129V163L128 164H125V167H126V171L127 170H129L130 172L128 173V171H127V173H128V175L127 176H129V174H131L132 173V177H133V180H131V181H134V180H136L137 179V177L139 176L140 178L138 179L139 181H138V184H139V186H140V195H141V197L142 198H151V200H149V201H152L153 200V198L155 199L156 197L155 196H152L153 194H152V192H150V191H147L149 188H145V186H148V187H150V186H154V184L152 183V182H157V181H154V178H157V176L160 174V175H162V173H164V170H165V167H163L162 169H163V172L161 173V171H162V169H161V171H160V173H158L159 171H157V170H154V169H152L150 172H152V174H153V172L155 173V171H157L156 173H157V176L156 175H152V177H154V178H151V179H153V181L151 180V183H150V181H149V184H151L150 186H149V184H148V182H147V180L150 178V176H149V178H148V175H150V174H148L147 173V170L145 171V173L143 172L144 170L143 169H140V171H139V173H140V175H139V173L137 174V172H136V175H137V177H136V175L134 174L135 173V171L137 170V169H139L140 167L142 168V165H140ZM170 164V165H169ZM172 164V165H171ZM32 165V166H33ZM95 165V166H96ZM111 165V164H110ZM170 167H169V166ZM175 165V166H174ZM18 166V167H17ZM31 166V167H32ZM33 166V169L32 170H30L29 172H28V169L26 168H23L22 167V169H23V173H24V170H25V173H27L28 172V177H29V175L30 174H33V172H31V171H35L36 169H35V167ZM42 166V165H41ZM61 166H63V164L61 165ZM69 166V165H68ZM81 166V165H80ZM115 166V167H114ZM122 166H124V164L122 165ZM119 167V169L120 168H123V167ZM138 166V167H137ZM9 167H11V165H9V166H7V168H9ZM26 167H28V166H26ZM124 167V168H125ZM127 167H129V168H127ZM133 167V166H132ZM172 167V168H173ZM29 169H31L30 168V166L28 167ZM38 168H40V166H38ZM42 168H43V166H42ZM73 168H75V169H73ZM91 168L90 169H88L89 171L91 170ZM118 168V167H117ZM123 168V169H124ZM143 168H145V167H143ZM172 168H171V170H172ZM95 169V170H94ZM118 169V170H119ZM123 169H120V170H122L123 171ZM131 169V170H130ZM136 169V170H135ZM146 169H148V168H146ZM149 169V170H150ZM40 170V169H39ZM39 170L37 169L36 171H38V173H39V177H40V179H41V176L40 175H42L43 174V171H42V174H40V172H39ZM55 170V171H54ZM110 170H111V168H110ZM117 170V169H116ZM119 170V171H120ZM148 170V171H149ZM159 170V169H158ZM184 170V169H183ZM182 170V171H183ZM8 171H10L9 169H8ZM35 171V172H36ZM98 171V172H97ZM119 171H117V173H119ZM120 172V174H122L123 172ZM133 171H134V173H133ZM166 171V170H165ZM182 171H179V174H177V176H179V177H181V173H182ZM19 172V171H18ZM50 172V177L52 176L53 177V175L51 174V171H49ZM48 172V173H49ZM78 172V173H77ZM97 172V173H96ZM142 172V173H141ZM168 172V171H167ZM184 173H186L185 172V170L183 171ZM3 173V172H2ZM17 173V172H16ZM16 173H14V174H16ZM22 173V174H23ZM30 173V174H29ZM53 173V174H54ZM62 173L60 174V177H61V175H62ZM115 173V172H114ZM124 173H126V172H124ZM146 173L148 174V175H146ZM155 173V174H156ZM166 173V172H165ZM165 173H164V175H165ZM172 173H174V175H176V173L173 171ZM4 174V173H3ZM5 174H4V177H5ZM18 174H21V173H18ZM65 174H63V176L61 177V179H60V177H58V175L59 174H57V173H55V175L61 180V182H62V185H63V181H65L66 180V182L69 184V182L67 181V175H65ZM76 174L80 177V180H81V178L83 179L82 181H80L79 180V178L77 177V179H76ZM82 173L80 174V175H83ZM187 174V173H186ZM12 175H13V173H12ZM34 175V179H35V177H37L35 174H33ZM33 175H31V177L33 176ZM66 176V178H65V176ZM87 175V176H86ZM124 175H126V174H124ZM135 175V176H134ZM160 175H159V177H160ZM170 175H171V171H170ZM193 175V174H192ZM15 177H17V175H14ZM23 177H25L26 175H22ZM21 176V177H22ZM48 175H44L43 177H47ZM71 176V177H70ZM98 176H99V179H98ZM117 176V175H116ZM122 177V175H119L117 178H119V177ZM131 176V175H130ZM147 176V180H145V177ZM156 176V177H155ZM165 176H169V174H167L166 173V175ZM165 176H162V177H165ZM182 176H183V174H182ZM184 176H186V175H184ZM194 176H196V174L194 175ZM0 177H2V176H0ZM3 177V178H4ZM28 177H25L26 179L28 178ZM50 177H48V179H46L45 178V180L48 182V184H50L51 183V181H50ZM51 177V178H52ZM55 177V176H54ZM53 177V179L55 180L56 178H54ZM124 177V176H123ZM126 177V176H125ZM141 177H142V179H141ZM170 177V176H169ZM169 177H168V179L166 178H164V180H160V181H164V182H162V185L159 183V181H158V183H159V185H161L162 187H165L166 186V184H165V182L167 183L168 181L167 180H169ZM172 177V176H171ZM177 178L175 181H179V180H181V179H184V178H186V177H181V178ZM191 177H193V176H191ZM198 177V179L197 180H199V178H200V176H196V178ZM215 178L217 177V176H214ZM9 178V177H8ZM58 178H57V181H58ZM63 178H65V180H63ZM129 178V177H128ZM161 178V177H160ZM188 178H189V176H188ZM13 179V178H12ZM22 179H24V178H22ZM30 180H31V178H29ZM34 179H32V181L34 180ZM38 179V177L36 178V180ZM52 179V183H53V180ZM94 179H96L95 181H94ZM158 180H159V178H157ZM157 179H155V180H157ZM163 179V178H162ZM172 179V178H171ZM170 179V180H171ZM190 179V178H189ZM212 179V178H211ZM0 180H5V178L4 179H0ZM8 180H11V179H8ZM21 180V179H20ZM20 180H19V182H20ZM28 180V179H27ZM27 180H21V181H25V182H27ZM36 180H35V182H36ZM76 180H77V185H74V183L76 182ZM98 180V181H97ZM99 180H103V181H99ZM121 180H123L122 181V183H124V186H130V184H127L128 182H127V178H126V183H125V178H121ZM129 180H130V178H129ZM193 180H195V179H193ZM203 180V179H202ZM216 180V179H215ZM5 181H7V180H5ZM16 181H18L17 179H16ZM29 181V180H28ZM42 180H40V181H38V182H41ZM43 181H44V179H43ZM43 181L41 182V184L43 183ZM50 181V182H49ZM56 181V180H55ZM55 181H54V183H55ZM56 181V182H57ZM80 181V182H79ZM87 181H89V182H87ZM171 181H174V179L173 180H171ZM170 181V182H171ZM175 181L173 182V183H167L168 184V189H170V185H174V183H175ZM182 181V180H181ZM196 181V180H195ZM200 181H201V178H200V180H199V183H200ZM209 181H210V179H209ZM209 181L207 182V183H209ZM2 182V181H1ZM0 182V183H1ZM9 182H12V180L11 181H9ZM19 182H17V183H19ZM34 182V181H33ZM60 181H58L57 183H56V185L58 184V183H61ZM96 182H100L99 184L98 183H96ZM104 182V183H103ZM111 182V181H110ZM136 182H137V180H136ZM202 182V181H201ZM204 182H205V180H204ZM8 183V182H7ZM112 183V182H111ZM119 183H121L120 181H119ZM121 183V185L123 186V184ZM129 183H133V182H129ZM164 183V184H163ZM180 183V184H179ZM207 183H205V184H207ZM210 183H212L213 184V182L211 181ZM208 184L207 186H210L211 184ZM46 182H45V184H43L44 185V187H42V192H40L39 190H40V187L42 186H40L39 184H38V186H40L39 188H37V192H40V193H48L49 191L48 190H46V188H45V186H46ZM83 184V185H84ZM97 184V185H96ZM102 184H100L99 186H98V188H94V190L95 191H97L98 189L100 190V192H102L101 190H103V189H101L102 188ZM126 184V185H125ZM133 184H135V183H133ZM132 184V185H133ZM137 183H136V185H138ZM153 184V185H152ZM176 184V183H175ZM178 184H179V186H178ZM192 184V183H191ZM198 184V183H197ZM2 185H3V183H2ZM10 185V184H9ZM26 185V184H25ZM51 185H55V184H51ZM51 185H49L50 187H51ZM56 185L54 186V187H56ZM66 185V184H65ZM113 185H114V183H112V186H108V187H112V189L111 188H109V189H111L112 191L110 192V194H111V197L110 198H112V193H115V189L117 188V185H116V187L114 186V188H113ZM119 186H120V184H118ZM131 185V186H132ZM136 185H135V187L134 186H132V187H134L135 189H136ZM155 185H157V183L155 184ZM172 185V186H173ZM183 184H181V182L179 181V182H177V185H175V186H173V187H175V190L174 189H170L171 191H173L174 190V192L173 193H175L176 192V194H173V193H171V192H167L168 194L169 193H171L170 194V196L173 194L175 197H176V195H177V197L179 198L178 200H182V201H185V202H180L179 204H182L181 206L180 205H178L179 207H181V208H183V209H185V212L186 213H184V211H182V213L179 211V208H178V210L177 211H173V210H171V208H173L174 209V207H175V200L173 201L172 200V198L174 199V197H169L173 202H175L174 203V205L173 204H171L172 203V201H171V205H173V207L171 206V205H166V206H163V205H165L164 203H163V205H162V203H160V201L163 199V197H165L166 195H167V193H165L166 191H167V189H165L164 191V195H163V197H161L162 199H158L159 201V203L162 205V207H167V208H165L164 210L167 212L168 210L170 211H172L173 213H163L161 210V213H159L158 214V212H156V210H159V208H160V204H159V206H157L156 204H154L153 202L155 201H152V203L156 206H151L152 205V203L150 204L149 203V201H148V199L146 200V201H148V203L150 204H146V205H143L145 208H147V209H144V211H140V212H138L135 208L137 207V205H139V203H136V207H135V205H133V202H132V204H129V205H124L125 203V201L123 202V203H121V201L120 200H117L118 201V204H121L123 207L121 208V207H118L121 211L118 213V210H115V211H117V214L115 215L113 212H112V206H111V208L109 209V208H107V209H109V211L107 210V212H109V214H110V210H111V212H112V214H114V215H112V216H114V218H109L108 219V217H107V219L104 221V220H102V219H104V218H106V216L105 217H103L105 214H107V212L106 213H103L102 214V212H103V208L101 209L102 210V212L100 213V215L102 214L103 216H101V220H102V222L101 221H99L97 224H100L99 226H94V227H90L89 229H85L84 227H86V226H83L82 227V230H80L81 229V227L78 229L79 231H77V229L75 228V230L77 231V233H76V231L74 230V229H72V230H74L75 232H73L72 230H70V231H72L73 233L72 234H70V235H64V234H66V232L63 234V230L61 231V229H64L63 227H66V225H65V222H67V220H68V222L67 223H69V220H71L69 217H68V219H66V221H65V218H66V216H65V218H64V214H66L65 212H64V214H63V216H62V213L63 212H61V211H63V207H64V209H65V211H68V210H66V208H65V206H66V203H65V206L63 205L64 204V202H61V200H60V202H61V207H62V209L61 208H59L60 207V204L59 205H57L58 206V209H59V211H58V209H57V213H60L59 214V217H60V215L63 217H61L64 221V224H61L62 225V228H60L59 230L62 232V233H60V232H57L56 231V229L55 228H53L54 230H52V231H56V233L55 232H50V230H49V228L50 227H48V223H49V221H48V223L46 224V221H45V218H43V214H45V213H49V212H46L45 210H42L44 213L41 215V213H42V211L40 212V211H38V208H40V206L41 205H36V204H34V205H36L37 207H35V206H33V203H35L37 200L40 202V200H41V194H39L38 195V197H40V199H38L37 198V193H35V198H37L36 199V201H35V199L33 200V202H32V205H29L28 206V209H27V206H26V208H24L23 207V205H26V203L27 204H30L29 202H26V203H24V204H20V205H22V206H9V205H6V206H3L2 204L0 205L1 206V208H0V264H264V236L263 237H257V238H259L258 239V242L255 240V239H253V240H255L254 242H256V244L254 243V242H251V244H249V243H243V242H240V241H237V240H235V241H233L232 243H225V242H222V237H219V232H220V230H221V232H223V231H226V236L225 237H229V236H231V234H235V237H237L236 235H238L239 233H238V229L236 230V231H234L235 230V227L234 226H232V229H228L227 228V225L225 224V226L226 227H223V225L224 224H222V223H226V222H223V220H222V222H220L221 224H222V226L220 225V226H217L218 224H216L215 225V222L216 221H220V220H218L217 218H215V215H216V213H215V211H214V209L212 208V206L213 205H215V204H213V202L212 201H210V205H211V207H210V209L212 208L213 210L212 211H214V212H212L211 213V210H207V211H205L204 209V213H205V215H207V212H210L211 213V215H213L212 217L211 216H207V217H203V218H200V219H196L197 220V223H198V221L200 220V222H199V225H198V229H197V226L194 228V227H192L190 224H192L193 222H194V220L192 219V217H195V218H197V216H195V215H201L202 213L200 212L201 210H202V208H200L199 209V205H197V202H195L196 201V199H195V201H191V202H193V204L195 203L196 204V207H198L197 208V210L195 211L194 209H193V212H190L189 213V211L188 210H190L192 207L191 206H193L192 204H191V202H190V200H193V199H189L188 198V196L190 197L191 196V194L195 191L196 192V190H193V192L190 194V193H187L188 191L187 190H185V188L187 187V188H189L188 186H186L185 185V183H184V185L186 186H182ZM204 185V183H202V186ZM4 186H6L5 184H4ZM11 186H19V184H14V185H10V187ZM37 186V187H38ZM48 186V185H47ZM61 186V185H60ZM66 186V187H67ZM80 186H82V185H80ZM84 186H86L87 187V184L86 185H84ZM84 186H83V189H87V188H89L90 189V187H91V185L89 186V187H85L84 188ZM100 186H101V188H100ZM128 186H127V188H125V190L123 189L122 190V192H126V194L129 192V190H127V189H129L128 188ZM161 186H159L158 187V185H157V188H156V186L155 187H153V188H156L157 189V193H160L159 195H161L162 196V192L160 191H158V188H160ZM171 186V187H172ZM179 188H178V187ZM182 186V187H181ZM214 186V185H213ZM1 187H3V186H1ZM6 187H9V186H6ZM25 187V189H26V187L27 186H24ZM24 187H22L23 189H24ZM35 187H36V185H35ZM35 187H33V188H35ZM58 187V186H57ZM92 187V188H93ZM104 187V186H103ZM107 187V186H106ZM141 187H143V188H141ZM214 187H216V186H214ZM43 188H45V190L46 191H48V192H45V191H43ZM53 188V187H52ZM59 188L60 187H58L57 189V191L55 190L54 191V189H56V188H53V191H52V189L51 188H49L48 187V189L50 190L51 189V191H50V193L48 194L49 195V198H47V199H50V194L52 193L53 194V192H54V194H55V192H58L59 193ZM62 188H64L63 186H61V188L60 189H62ZM77 188V187H76ZM76 188H75V190L73 191H69V189L70 188H65L64 190V192H66L67 190L69 191V192H66L67 194L69 193V194H71V192L73 193V192H75L76 191V197L74 198L73 197V195L71 194V195H67L66 197L68 198V197H70V196H72L73 198H71V206L73 205L74 206V204H73V200L72 199H75V201H78L77 200V197L79 198V196H77L78 194H79V192H81L82 194L86 191V190H82V191H84V192H82L80 189L82 188V187H80V189H79V186H78V188H77V190H76ZM118 188H120V187H118ZM124 188V187H123ZM131 188V187H130ZM134 188H132V190L134 189ZM152 188V189H153ZM166 188H167V186H166ZM182 188H184L183 190H184V192H183V190H181ZM202 188V187H201ZM209 188V187H208ZM13 189V188H12ZM19 190V191H23V194H21V196L22 195H27V192L26 193H24V191H27V190ZM28 189V188H27ZM74 189V188H73ZM88 189V190H89ZM97 189V190H96ZM104 189H106V188H104ZM109 189H106L105 191H106V193H107V191L109 192ZM121 189V188H120ZM138 189V188H137ZM136 189V190H137ZM164 189V188H163ZM181 191H180V190ZM203 189V188H202ZM205 189V188H204ZM203 189V190H204ZM206 189H207V187H206ZM210 189H211V187H210ZM216 189V188H215ZM79 190V191H78ZM88 190L85 192V193H87L88 192ZM91 190V189H90ZM94 190H91V192L89 191L88 192V194L90 193L91 195H89V197L91 198L92 196H93V194H94ZM98 190V191H99ZM128 192H127V191ZM131 189H130V194H131V192H132V194L134 195V192L132 191ZM159 190H162V189H159ZM169 190V191H170ZM198 190V189H197ZM199 190H200V188H199ZM198 190V191H199ZM1 191H3L2 189L0 190V193H2ZM4 191H9V190H6L5 188H4ZM18 191V190H17ZM29 191V190H28ZM61 191V190H60ZM63 191V190H62ZM61 191V192H62ZM97 191V192H98ZM178 191H179V194H178ZM187 191V192H186ZM216 191V190H215ZM214 191V192H215ZM9 192H11V190L9 191ZM16 191H14L13 193H10L11 194V196L12 195H14V194H16L15 193ZM64 192H62V193H64ZM96 192V193H97ZM118 191L116 190V193H117ZM122 192H119L118 194H120V193H122ZM125 192L123 193V194H121L122 196L123 195H125ZM148 192H150V195L151 196H149V197H147V196H144V194L146 195ZM154 192V191H153ZM187 193V194H183L184 195V197L183 196H181L182 198L180 199V193ZM191 192V191H190ZM194 192V193H195ZM4 193V192H3ZM6 193V192H5ZM29 193H30V191H29ZM33 193V192H32ZM62 193H61V195H59V198L62 196V197H64V195H66V194H63L62 195ZM84 193V194H85ZM93 193V194H92ZM95 193V194H96ZM105 192L103 191V194H104ZM115 193V194H116ZM155 193V192H154ZM156 193V194H157ZM162 193V194H161ZM201 194L202 193H204V191L203 192H200ZM210 193H212V194H210ZM209 193V196H214V198L216 197L215 195H217V194H215L214 195V193L212 192V190H211V192ZM216 193H217V191H216ZM34 194V193H33ZM32 194V195H33ZM54 194H53V196H54ZM100 194V193H99ZM101 195L102 196V199H103V196H104V198H105V194L104 195ZM129 194V195H130ZM132 194H131V196H132ZM207 194V193H206ZM43 195V194H42ZM47 195V196H48ZM56 195V194H55ZM80 195V194H79ZM85 195H87V194H85ZM107 195H108V193H107ZM117 195V194H116ZM115 195V196H116ZM120 195V196H121ZM188 195V196H187ZM193 195V194H192ZM197 195V194H196ZM0 196H2V194H0ZM8 196V193L6 194V197ZM16 196H18L17 194H16ZM15 196V197H16ZM21 196H19V197H21ZM29 196V195H28ZM53 196L51 197V201L53 200V201H57V203H60V202H58V200L56 199L57 198V196H58V194H57V196L56 197H54L55 198V200H54V198H53ZM95 196V195H94ZM93 196V197H94ZM98 196V195H97ZM97 196H95L96 198H97ZM100 196V195H99ZM101 196L99 197V198H101ZM119 196V195H118ZM126 196H128V194L126 195ZM125 196V197H126ZM135 196H136V194H135ZM129 197L130 199H136V197ZM195 196V195H194ZM203 196V195H202ZM208 196V195H207ZM5 197V198H6ZM9 197V196H8ZM33 197V196H32ZM43 197H45L44 199L46 200V203H48V201H47V199H46V196L44 195ZM81 197L83 198V196L81 195ZM85 197V196H84ZM87 197V199H89V197H88V195L86 196ZM93 197H92V199H93ZM109 197V196H108ZM117 197V196H116ZM193 197V196H192ZM204 197H206V196H204ZM2 198V197H1ZM11 198V197H10ZM22 198V197H21ZM20 198V199H21ZM29 198V197H28ZM34 198V197H33ZM65 198V197H64ZM67 198H66V200H67ZM81 198V199H82ZM96 198H94V199H96ZM122 198V197H121ZM128 198V197H127ZM127 198H126V200H127ZM141 198V199H142ZM185 198V199H184ZM188 199V201H189V203L191 204H189L190 206L189 207H186L185 208V203H187L188 201H187V199ZM196 198V197H195ZM200 199H202V197H199ZM198 197H197V200H199L200 201V199H199ZM207 198V197H206ZM205 198V199H206ZM211 198V197H210ZM213 198V199H214ZM17 199H19V198H17ZM23 199H25V198H22L21 200H23ZM27 199V198H26ZM44 199H42V200H44ZM62 199V198H61ZM89 200V202H88V200L86 201V203L88 202V203H90V201H91V203H92V201L93 200ZM117 199H120V198H118L117 197ZM130 199H128L127 201H129ZM168 199V198H167ZM217 199V198H216ZM215 199V200H216ZM2 200V199H1ZM0 200V202H2ZM12 200H15V198H13ZM21 200H19V201H21ZM64 200V199H63ZM62 200V201H63ZM68 200L70 201V198H68ZM67 200V201H68ZM84 200H86L85 198L84 199H82L81 201H80V199H79V203L80 202H84ZM97 200V199H96ZM95 200V201H96ZM101 200V199H100ZM100 200H98V201H100ZM114 200V199H113ZM122 200V199H121ZM125 200V199H124ZM137 200V199H136ZM135 200V202H138V201H136ZM169 200V199H168ZM168 200H166L167 202H168ZM177 200V201H178ZM18 201V200H17ZM17 201H15V202H17ZM27 201H28V199H27ZM35 201V202H34ZM37 201V202H38ZM53 201L52 202H50V204L51 203H53ZM106 201V200H105ZM163 201H164V199H163ZM170 201V200H169ZM204 201H206V200H204ZM208 201V200H207ZM206 201V202H207ZM9 202H11L10 200H9ZM43 202V201H42ZM42 202H40L39 204H41ZM54 202V203H55ZM112 202V201H111ZM110 202V203H111ZM115 201H113V203H114ZM130 202V201H129ZM156 202V201H155ZM162 202V201H161ZM165 202V201H164ZM200 202H202V201H200ZM199 202V203H200ZM2 203H4V201L2 202ZM7 203V202H6ZM13 203H14V201H13ZM12 203V204H13ZM19 203V202H18ZM21 203H23V202H21ZM45 203V204H46ZM76 203V202H75ZM91 203L88 205V207L91 205ZM93 203H94V201H93ZM101 203H103L104 204V206L106 207V205H107V207H108V205L110 204V203H108V204H106L105 202H101ZM131 203V202H130ZM169 203V202H168ZM167 203V204H168ZM178 203V202H177ZM177 203H176V205H177ZM213 205H212V204ZM7 204H9V203H7ZM43 204V203H42ZM68 204H69V202H68ZM77 204V203H76ZM85 204V203H84ZM102 204V205H103ZM106 204V205H105ZM127 204V203H126ZM188 204V203H187ZM194 204V205H195ZM202 204V203H201ZM19 205V204H18ZM44 205V204H43ZM47 205V204H46ZM80 205V204H79ZM82 205V204H81ZM114 205H115V207H116V204L114 203ZM204 206L206 205V203L205 204H203ZM207 205H209V204H207ZM209 205V206H210ZM218 205V204H217ZM3 206V207H2ZM52 206H54V205H52ZM52 206H50V207H52ZM68 206V205H67ZM66 206V207H67ZM75 206H78V205H75ZM84 206V205H83ZM99 206L101 207V204H99ZM110 206V205H109ZM118 206V205H117ZM143 206H141V208L143 207ZM187 206V205H186ZM48 207H49V205H48ZM50 207H49V209H50ZM69 207V206H68ZM85 207V206H84ZM91 207V206H90ZM92 207H93V205H92ZM95 207V206H94ZM114 207V208H115ZM148 207H150V209H151V211L148 209ZM160 208V209H163V208ZM191 207V208H190ZM195 206H194V208H196ZM208 207V206H207ZM22 208H24L23 210H21ZM72 208V207H71ZM114 208H113V210H114ZM187 208H190V209H188L187 210ZM37 209V210H36ZM43 209V208H42ZM45 209V208H44ZM48 209V211H50ZM53 209V208H52ZM51 209V210H52ZM73 209V208H72ZM75 209H76V207H75ZM75 209L74 210H69L70 212H67V213H71L72 211L75 213H77V211L79 212L80 210H77L76 209V211H75ZM79 209H80V206H79ZM82 210H83V208H81ZM85 209L86 210H88L89 208H86L85 207ZM92 209V208H91ZM91 209H89V210H91ZM94 209V208H93ZM136 210L137 212H127L126 210H131V211H133V210ZM153 209V210H152ZM175 209H177V208H175ZM182 209V210H183ZM216 209H217V207H216ZM215 209V210H216ZM6 210H11L10 212H5ZM81 210V211H82ZM96 209H94V211H95ZM98 210V209H97ZM147 210L149 211V212H147ZM200 210V211H199ZM2 211H4V212H2ZM54 211H56V210H54ZM93 211V212H94ZM114 211V212H115ZM125 211V212H124ZM159 211V212H160ZM199 211V212H198ZM52 212V211H51ZM50 212V213H51ZM91 212V211H90ZM89 212V213H90ZM105 212V211H104ZM219 212V211H218ZM49 213V214H50ZM53 213V212H52ZM85 213V212H84ZM89 213H88V215H89ZM92 213V212H91ZM95 213H96V211L94 212V215H95ZM210 213H209V215H210ZM49 214H46V215H49ZM79 215H81V213L79 212L78 213ZM77 214V215H78ZM83 214V213H82ZM93 214V213H92ZM182 214H185V216L186 217H184V215H182ZM219 214H220V212H219ZM223 214H225V213H223ZM66 215H68V214H66ZM71 215V214H70ZM69 215V216H70ZM76 215V214H75ZM85 215H87V213H85ZM91 215V214H90ZM111 215H110V217H111ZM50 216H52V215H50ZM50 216H49V219H50V221L52 222V220H51V218H50ZM55 217H56V213H55V215H54ZM72 216V215H71ZM93 216V215H92ZM96 216V215H95ZM97 216H99V214L97 213ZM202 216H203V214H202ZM223 216L224 215H222V218H223ZM73 217V216H72ZM75 217H77V216H75ZM84 217V216H83ZM87 217V216H86ZM86 217H85V219H86ZM89 217H91V216H89ZM103 217V218H102ZM214 217V218H213ZM217 217V216H216ZM218 217H219V215H218ZM57 218V217H56ZM55 218V219H56ZM78 218V217H77ZM81 218H82V216H81ZM99 219L100 217H96V219ZM199 218V217H198ZM207 218V219H206ZM220 218V217H219ZM54 219V218H53ZM89 219V218H88ZM86 220V221H89V220ZM91 219V218H90ZM216 219V220H215ZM59 220H60V218L59 219H56V221L57 222H59ZM78 220V219H77ZM80 220L81 219H79V222H80ZM84 220V219H83ZM82 220V221H83ZM93 220V219H92ZM195 220V221H196ZM213 220H215V222L213 221ZM72 221H73V219H72ZM85 221V220H84ZM85 221V222H86ZM104 221V222H103ZM226 221V220H225ZM71 222V221H70ZM84 222V225L86 224V223H88V222H86L85 223ZM101 222V223H100ZM192 222V223H191ZM205 222H207V225L206 224H204ZM62 223V222H61ZM72 223V222H71ZM73 223H74V221H73ZM77 222L75 221V224H76ZM80 223H82L83 224V222H80ZM93 223H94V221H93ZM219 223V224H220ZM229 223V222H228ZM50 224H52V223H50ZM60 224V223H59ZM59 224H58V227H61V226H59ZM63 225H65V226H63ZM74 225V224H73ZM78 225V224H77ZM88 225H89V223H88ZM90 225H92V222L90 221ZM89 225V226H90ZM194 225H196V224H193V226ZM74 226H76V225H74ZM80 226H81V224H80ZM204 227V229H202V228H200V227ZM57 227V228H58ZM77 227V226H76ZM68 228V227H67ZM83 228H84V230H83ZM229 228H231V226L229 227ZM245 231H248V230H245ZM220 232V233H221ZM264 235V234H263ZM224 237V238H225ZM248 237V236H247ZM256 238V237H255ZM263 239V241H261L262 239ZM248 239L246 238V241H247ZM261 241V242H260ZM241 243V244H240ZM254 245H253V244ZM258 243V244H257Z\"/></svg>",
    "mask_w": 264,
    "mask_h": 264
}]
</instances>
